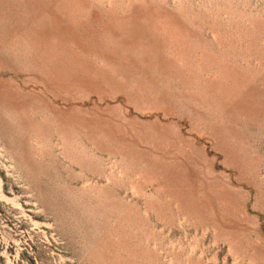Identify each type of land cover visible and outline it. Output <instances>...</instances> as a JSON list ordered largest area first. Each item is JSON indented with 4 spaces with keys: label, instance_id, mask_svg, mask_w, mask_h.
Returning <instances> with one entry per match:
<instances>
[{
    "label": "rangeland",
    "instance_id": "rangeland-1",
    "mask_svg": "<svg viewBox=\"0 0 264 264\" xmlns=\"http://www.w3.org/2000/svg\"><path fill=\"white\" fill-rule=\"evenodd\" d=\"M0 264H264V0H0Z\"/></svg>",
    "mask_w": 264,
    "mask_h": 264
}]
</instances>
